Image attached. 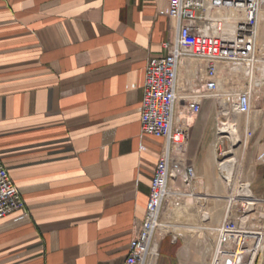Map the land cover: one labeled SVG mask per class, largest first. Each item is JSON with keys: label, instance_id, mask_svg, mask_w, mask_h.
I'll return each instance as SVG.
<instances>
[{"label": "crops", "instance_id": "0c3cea01", "mask_svg": "<svg viewBox=\"0 0 264 264\" xmlns=\"http://www.w3.org/2000/svg\"><path fill=\"white\" fill-rule=\"evenodd\" d=\"M199 1L204 22L228 19L224 36L245 37V23L230 19L237 13H214L246 6ZM251 1L253 53L264 58V0ZM178 26L167 0H0V160L26 206L0 219V264L123 263L163 148L161 138L140 130L145 66L175 42ZM262 92L237 121L251 136L235 177L258 204L240 224L256 229L264 227ZM200 114L188 119L199 141L188 153L196 179L210 171L213 146ZM236 128L227 130L234 142ZM196 179L194 189L206 181ZM186 196L208 199L197 189ZM177 212L157 240L154 264H211L217 227L180 222ZM202 220H210L208 211Z\"/></svg>", "mask_w": 264, "mask_h": 264}, {"label": "built area", "instance_id": "2783aa9c", "mask_svg": "<svg viewBox=\"0 0 264 264\" xmlns=\"http://www.w3.org/2000/svg\"><path fill=\"white\" fill-rule=\"evenodd\" d=\"M167 3L168 16L179 22L178 36L175 42L164 44V55L147 61L140 116L141 133L161 138L163 148L154 169L144 219L129 243L122 264H146L155 224L166 201L170 174H175V180L180 176L186 183L196 179L195 168L187 155L188 119L200 112L203 100L210 98L218 108H229L232 114L247 116L263 94L264 58L253 53L251 39L238 37L236 43L224 36L218 20L204 22L199 0H167ZM237 4L246 6L252 19L249 27L253 29L256 5L251 0L246 3L238 0ZM188 59L201 63L195 61L193 69ZM181 63L187 66L186 70L181 71ZM181 72L190 77L179 88ZM232 124L236 126L235 122ZM250 136L249 131L244 133V137ZM236 191L231 189L225 198L224 219L216 228L211 264H261L263 261L264 230L240 224L247 205H256V201L248 186L239 184ZM238 203L241 206L233 210V205ZM25 210L20 191L0 160V219Z\"/></svg>", "mask_w": 264, "mask_h": 264}, {"label": "rangeland", "instance_id": "374dc122", "mask_svg": "<svg viewBox=\"0 0 264 264\" xmlns=\"http://www.w3.org/2000/svg\"><path fill=\"white\" fill-rule=\"evenodd\" d=\"M230 2H234L231 4L230 7H236L235 3L238 2L235 0H230ZM226 5H229L228 2H226ZM232 12H226L224 9L217 10L214 14L217 16H224V14L232 15L236 14L235 17H230V19L238 20V23L246 25L245 28H243L245 31V37L248 39H251L253 36V29L251 25V18L249 13L246 11L245 13H239V11H233ZM235 12V13H234ZM241 17L240 19H238ZM246 18V19H245ZM223 27L224 21L222 18L218 20ZM235 21V20H231ZM221 27V29H222ZM225 32L227 34L232 35V32L229 33V29L225 28ZM231 29H233L231 27ZM223 32V31H222ZM235 33V40L234 42H238V35ZM232 40V39H231ZM252 47L254 46L253 42L250 44ZM198 63H201L200 60L195 59ZM203 63V62H202ZM190 77V74L181 72L179 75L180 80H182V83H184L186 80H188ZM241 88L244 87V84L239 83ZM204 107L201 106L199 114L204 116L205 119L209 120L208 128H207V134L212 136L213 139V146L209 152V155L206 156V158L210 159V171L203 176L198 175L196 181H202V179H205L206 181L203 183H199L202 187L196 188L200 193L205 194L208 196V199H195L194 197L185 196V194H181V198L177 201V205H175V198L172 199H166V201L163 204L162 212L165 213L168 212V209L179 207L178 212L180 213L181 217L178 221L180 222H188L192 221L190 223H193L196 226H211V227H217L223 220V215L225 212V205H226V196L228 195L229 191L232 189L234 192H237V188L239 186V183L236 181V185L232 184V182H228L230 172H232V175L234 178H236V168L240 166V162L242 163V155H243V148L245 143L248 141V137H244V133L241 131V129H238L237 127V121L243 117L241 115L232 114L231 111H229V108H218L217 106L212 105L213 101L210 98H205L203 100ZM229 111V113L227 112ZM232 122L236 123V126H234L237 130V136L238 141L234 142V138L229 136V132L224 131L225 123L232 124ZM229 124V125H230ZM194 143V144H193ZM199 141L194 137L192 139V131L189 124L188 129V138H187V155L192 147V145H197ZM213 153V154H212ZM234 158V162H226L228 159ZM207 160H205L206 165ZM220 164H225V167L222 168ZM233 178V177H232ZM237 179V178H236ZM194 184V182L186 183L183 182L180 176L176 177L175 182L170 186V190H178L182 191L187 194H193V192L196 190L191 185ZM236 188V189H235ZM178 195V194H176ZM241 206V204H234L233 210L238 209ZM247 209L243 211L244 217L242 218V222L247 220L250 214L254 213L257 210L258 204L250 206L247 205ZM203 211H208L210 214V220L205 222L202 220V213ZM161 212V213H162ZM176 214L172 213L170 220L167 221V225L163 226L162 228L168 229L170 225H173ZM249 226V225H248ZM252 227V226H249ZM261 229V228H259ZM264 230V227L262 228ZM157 231V230H156ZM164 234V233H163ZM157 236V234L155 235ZM210 240V236L206 234V238ZM212 237V236H211ZM213 238V237H212Z\"/></svg>", "mask_w": 264, "mask_h": 264}, {"label": "bare ground", "instance_id": "6f19581e", "mask_svg": "<svg viewBox=\"0 0 264 264\" xmlns=\"http://www.w3.org/2000/svg\"><path fill=\"white\" fill-rule=\"evenodd\" d=\"M188 62L190 64L191 68L194 69L195 66H196V62L193 59H188ZM186 67L187 66L185 64H182V63L180 64L181 71L186 70L187 69ZM229 124L225 123L226 126L224 128V131L228 130ZM230 127L232 128L233 125L230 124ZM228 178H229V180L234 182V184L237 181V179L234 178V177L233 178L232 177H228ZM174 182H175V174H170V179H169V182H168V186H167V189L165 191V197H166V199L175 198L174 200L176 201V200H179L181 198V194H185V196H186V193H184L182 191H178L176 189L175 190H170V186ZM176 194H178V195H176ZM250 200L251 199H248V202L252 203ZM175 205H177V204L175 203ZM178 209H179V207H174V208L168 209L167 213H165L164 211L161 214L159 213V216H158L156 224H155V231L153 232V235H152V241H151L149 252H148V255H147L146 264H154L155 263L156 249H157V240L163 233H167V229L160 228L158 226V222L172 219L171 218L172 213H176L178 211ZM156 234H157V236H155Z\"/></svg>", "mask_w": 264, "mask_h": 264}]
</instances>
